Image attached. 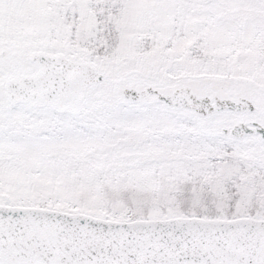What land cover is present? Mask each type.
<instances>
[{
    "label": "snow or ice",
    "instance_id": "snow-or-ice-1",
    "mask_svg": "<svg viewBox=\"0 0 264 264\" xmlns=\"http://www.w3.org/2000/svg\"><path fill=\"white\" fill-rule=\"evenodd\" d=\"M0 264H264V0H0Z\"/></svg>",
    "mask_w": 264,
    "mask_h": 264
}]
</instances>
